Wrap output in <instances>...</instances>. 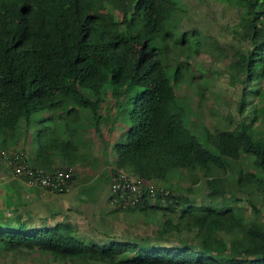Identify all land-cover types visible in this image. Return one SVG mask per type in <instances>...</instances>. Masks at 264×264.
<instances>
[{"label":"trees","instance_id":"obj_1","mask_svg":"<svg viewBox=\"0 0 264 264\" xmlns=\"http://www.w3.org/2000/svg\"><path fill=\"white\" fill-rule=\"evenodd\" d=\"M216 1L238 8L229 29L247 46L236 52L229 82L242 84L241 101L253 99L238 127L202 126L203 143L177 103L175 85L192 83V65L198 64L191 57L206 41L198 27L178 34L167 24L178 0H0L3 140L21 117L28 121L45 111V119L60 118L61 125L38 129L31 166L70 168L71 184L74 163L85 156L76 139L81 118L100 135L107 95L121 105L132 95L124 139L101 142L114 154L112 169L142 179V195L134 205L114 209L137 208L152 219L162 212L163 219L148 242L96 241L69 220L42 217L32 224L29 212L16 214L0 220V253L38 250L58 264H264V214L247 197L254 217L246 216L226 195L234 183L264 196V0ZM54 155L61 159L57 165ZM243 155L251 171L243 168ZM179 169L200 170L210 195L220 200L199 205L179 193L168 182Z\"/></svg>","mask_w":264,"mask_h":264},{"label":"rangeland","instance_id":"obj_2","mask_svg":"<svg viewBox=\"0 0 264 264\" xmlns=\"http://www.w3.org/2000/svg\"><path fill=\"white\" fill-rule=\"evenodd\" d=\"M178 1L180 6L178 9L171 11L167 24L176 25L178 34L187 29L198 27L203 34L201 40L206 41L205 44L199 47V52L191 57L192 62L195 61L198 64L197 69H195V65H192V69L195 72V78L192 83L175 85L177 103L188 113L189 126L195 130L198 139L204 143L202 126L231 129L238 127L240 121L247 118L248 101L253 99V96L247 95L245 100L241 101L242 84H231L229 82L231 62L236 58V52L239 49L245 50L247 44L239 41L229 29L237 21V7L217 2L216 0ZM153 44L157 46L158 50L161 49V43L153 41ZM106 99L100 109V113L105 118L100 123V135L96 134L93 128H86L87 124L83 117L80 120V129L78 131L81 136L77 134L78 137L75 138L80 140L82 151L96 154L97 149H99L102 153V145L104 144L101 141L103 139L107 140L109 138L113 142L116 139L117 141L124 139L125 131L130 126L128 111L132 105V95L125 99L124 105L119 104V102L116 103L110 95H107ZM120 105L121 110H119ZM168 110H171V107ZM47 115L48 113L45 111H39L32 113L28 121H26L25 117H21L15 129V133L23 132L24 135H27L26 139L34 151L37 146L38 129L44 126H59L62 124L60 118L48 117L45 119L44 117ZM84 117L89 120V114ZM114 122L121 124L119 128L120 134L118 133V135L114 133L112 128ZM2 137L3 135L0 132V143L4 141ZM108 155L96 154V159L100 161L102 158L106 159ZM101 164L99 163V166ZM241 164L245 170L251 171L249 164L244 160V155ZM106 171L108 175L111 174V168L109 170L106 169ZM196 176L197 179L194 181ZM104 181L103 178L102 182ZM168 182L178 186L177 191L179 193L187 194L193 202L199 205L212 204L220 200L218 197L215 198L210 195V189L205 183V177L198 169L195 171L191 169L176 170L169 175ZM94 185L95 188H90L93 186L92 183H87L86 186L79 185L77 188L74 186L71 191H69L70 187L69 192L60 193V197L66 200L69 199L70 205L77 212H85L87 210L86 213L81 215V219L76 221L75 217L62 210V208H57L56 217L59 220L65 219V221L69 219L75 220L74 223L77 224L79 234L86 239L96 241L119 237L137 240L146 239L145 242H148L155 235L156 229L163 221L162 212L155 214L153 219L149 217V214L142 213L137 208L111 210L109 213L98 214L103 208L104 210L110 208L107 206L106 187L101 189L98 181ZM187 188H189V191H187ZM226 195L230 197V204L240 209L246 216L253 215L250 213V206L246 201L247 197L252 198L262 215L264 214V196L247 193L245 190L238 189L234 183H230L226 187ZM151 201L153 202V199ZM90 207L93 208L95 214H90ZM110 207L114 209L115 205L112 204ZM165 212L167 213L165 216L170 215L167 211ZM37 216L35 213L31 214L30 219L28 218L30 223L38 224L42 217ZM255 217L263 220L260 215ZM50 218H53V216L51 215ZM0 264L58 263L48 257V255L39 253L38 250H21L13 254L0 253Z\"/></svg>","mask_w":264,"mask_h":264},{"label":"crops","instance_id":"obj_3","mask_svg":"<svg viewBox=\"0 0 264 264\" xmlns=\"http://www.w3.org/2000/svg\"><path fill=\"white\" fill-rule=\"evenodd\" d=\"M120 126L121 124L119 122H114L112 125L113 131L117 135L118 133L120 134ZM26 138L27 135H24L23 132L15 133L14 130L11 136L0 143V149L18 148L25 156L26 161L30 165H34L36 164V160H34L36 150L34 151L31 149V144L28 143ZM107 140H109V144L111 145L113 142L112 139L107 138ZM96 154H101L103 156H106V154L109 155L106 159L102 158L100 161H98L96 159ZM96 154L85 151L83 160L78 159L74 163L75 178L70 184L71 189L69 191H71L74 186H76L75 188H77L79 185L86 186L87 183H92L93 186L90 188H95L94 184L98 181L101 189L104 187L107 189V206L110 209L104 210L103 208L100 210L101 212H98V214H105L106 212L109 213V211L115 210L110 207L112 205L110 202V175H108L107 171L105 172L106 169H112L114 166L113 161L115 157L113 156L112 150L110 149L103 151L102 153L99 149H97ZM53 160L54 161L52 164L54 165H57V163L61 161L58 155H54ZM99 163H102L101 166H99ZM103 178L105 180L104 182H102ZM60 196L61 194L49 193L43 188L38 186H30L23 179L14 177L10 168L0 161V220L13 219L16 214L25 215L29 212V214L31 213L32 215L33 213L37 214V217H47V221L54 222L55 220H59L56 217V213L58 212L57 208H62V210L67 211L69 214L75 217L76 221L81 219V215L86 213L87 210H85V212H77L74 210L73 206L70 205L69 199L66 200ZM90 214H95V211L91 207ZM51 215L54 217V219L50 218ZM75 220L69 219V221L77 225L74 223Z\"/></svg>","mask_w":264,"mask_h":264},{"label":"built area","instance_id":"obj_4","mask_svg":"<svg viewBox=\"0 0 264 264\" xmlns=\"http://www.w3.org/2000/svg\"><path fill=\"white\" fill-rule=\"evenodd\" d=\"M0 161L10 168L14 177L23 179L30 186H38L52 194L64 193L70 189V168L32 167L18 148L0 149ZM109 184L110 202L115 207L134 205L142 195V179L123 168L111 169ZM148 187L152 190L153 184Z\"/></svg>","mask_w":264,"mask_h":264}]
</instances>
